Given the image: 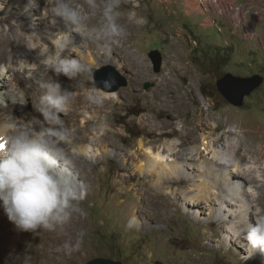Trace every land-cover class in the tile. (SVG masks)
Wrapping results in <instances>:
<instances>
[{
  "label": "rangeland",
  "instance_id": "rangeland-1",
  "mask_svg": "<svg viewBox=\"0 0 264 264\" xmlns=\"http://www.w3.org/2000/svg\"><path fill=\"white\" fill-rule=\"evenodd\" d=\"M42 1V5L45 4L49 8L48 0ZM220 1L223 7L226 3H235V0ZM256 1L264 0L237 2L240 6L247 3L253 6L257 5ZM199 2L121 0L118 23L123 29V36L120 44L106 46L103 41L97 40L104 50L100 53L83 51L84 55L90 54L95 61H87V66L92 69L91 74L78 76L81 81H70L63 75L58 77L62 87L73 92H78L82 88V81H87L88 85L83 89L86 96L93 88L102 95L106 92L121 91L120 98L112 107L104 99L105 107H101L103 111L99 120L92 118L91 127L86 130L88 133L108 126L117 134L116 137H111V142L118 148L134 150L136 142L143 138L153 142L155 146L174 141L178 145V151H182L196 144L192 142L191 136H186L184 132L194 129L198 119H208L210 123L215 121L219 125L215 136L229 130L226 126L227 120L229 126H241L245 131L244 135L240 136L242 147L250 146L254 150L252 147L256 148L260 139L264 140V49L260 48L262 44L257 45L256 40H252L251 46L250 43L239 41L236 37L239 34L230 36L226 23L216 20L215 16H219L218 7L212 4L210 11H207ZM242 9L246 7H241L240 10ZM228 17L227 13L225 18ZM91 19L88 25L90 28L98 26L101 17L97 14ZM240 20H247V13H240ZM259 20L260 18L255 20V26L259 25ZM212 23H216L220 28L219 34ZM4 27L5 23L0 22V33ZM8 48L11 46L3 48L0 44V50ZM152 50L160 52L162 56L158 73L153 71L148 58V53ZM104 51H109L115 62H107ZM73 54V57L79 59L77 53ZM256 54L258 57L255 59L253 56ZM107 65L114 67L119 78H115L112 73H101V82L109 78H113L115 84L120 80L125 82L124 86L115 91L105 89L102 83V86L98 87L93 79L94 71ZM134 72L139 76L136 77L137 84L130 81L131 77H135ZM226 73L239 77L257 74L263 77V82L258 89L244 98L242 107H235L226 101L215 85ZM53 79H57L54 73ZM162 80L163 83L171 81L172 87L183 94V109L167 105L166 101L171 100L173 90L160 85ZM146 84H150L147 89L144 88ZM202 124L198 127L199 132L212 133L209 125ZM132 145L134 147H131ZM89 167L92 188L88 197L80 204L86 213L89 233L83 242L85 251L77 264H85L93 258L113 259L122 264H240L233 255L224 250L218 251L208 247L207 236L203 234L206 227L185 216L181 200L174 193L184 190L187 193L186 187H177L173 182L166 185L167 189L160 190L161 196L158 195L155 208H151L148 203L144 204L136 195L138 206L143 209L147 207L144 210L154 214L153 225L158 231H129L126 228L129 222H122L124 213L117 203L121 200L129 203L135 193L134 189L130 191L131 185L137 183V188H140V184L146 179L137 175L131 180H127L126 176L122 177L123 174L132 173L135 167L130 161L126 164L121 157H107ZM133 173L138 174L135 171ZM168 215H171L172 219L163 220ZM212 226L208 228H214V225Z\"/></svg>",
  "mask_w": 264,
  "mask_h": 264
},
{
  "label": "bare ground",
  "instance_id": "bare-ground-1",
  "mask_svg": "<svg viewBox=\"0 0 264 264\" xmlns=\"http://www.w3.org/2000/svg\"><path fill=\"white\" fill-rule=\"evenodd\" d=\"M199 1L203 4L204 10L210 11L213 6L211 3L206 0ZM43 2L39 0V8L31 9L28 7V0H0V22L5 23L4 30L0 33V44L3 48L11 46L0 50V94L11 96L22 91L27 101L23 106L13 105L9 101L8 107L0 108V112L12 113L21 119V123L29 120L28 122L36 127L40 126L39 120L31 119L35 116L42 119L33 108V102H37L43 94L39 84L43 80L53 79V72L40 64L43 59L40 50L48 48L50 52H54L50 38H53L57 31L68 30L61 18L50 15L49 8L45 4L42 5ZM73 2L85 4L84 0H73ZM85 5L84 7H87ZM72 36L77 46L76 56L79 55V60L86 66L87 61L92 63L93 57L90 54L84 55L83 51L100 53L104 50L97 40L89 37L87 32L83 36L77 33H73ZM104 52L107 62H115L109 51ZM63 55H68L67 51ZM93 62L95 63L94 60ZM133 75L135 77H131L130 81L137 84L136 77L139 76L136 72ZM77 80L81 81L78 77L74 81ZM172 84L171 81L163 83V80L160 84L173 90L171 100L166 101L167 105L183 109L185 106L183 94L175 90ZM80 85L82 88L78 92L72 91L75 99L70 110L66 115L61 114V116L65 126L72 130L70 143L65 145L66 150L70 153H80L75 159L74 171L87 187L85 199L92 188L89 166L107 157H121L126 164L130 161L135 167L134 171L138 173L135 174L133 171L123 174L122 177L126 176L127 180H131L137 175L146 179L140 184V188H137V183L131 185L130 191L134 189L135 193L129 203L123 200L117 203L118 208L120 210L122 208L124 213L122 222L127 220L129 222L127 230L150 233L158 231L153 225L154 214L145 211L147 207L143 209L138 206L135 201L136 195L144 204L148 203L151 208L153 206L155 208L158 195L161 196L160 190L173 182L177 187L188 189L187 193L184 192L186 190H176L174 194L181 200L185 216L194 223L206 227L203 234L207 236L208 247L218 251L224 250L233 255L240 264H264V257L259 253L250 259L244 258L247 248L244 229L257 210L264 213L263 138L256 148L252 147L254 149L252 150L250 146L241 145L240 136L245 132L241 126H229L227 120L226 126L229 130H225L220 136H215L218 123L215 121L210 123L208 119L204 121L198 119L194 129L184 132L186 136H191L192 142L196 143L187 149L178 151V145L174 141L163 143L165 144L163 146H155L153 142L141 138L135 144L136 149L121 147L125 149L123 150L111 142V137L117 136L112 128L104 126L94 132L86 131L91 127L92 118L99 120L103 111L101 107H105V104L91 103L83 91L88 82L82 81ZM120 92L103 93L107 103L111 104L110 107L116 104ZM205 104L207 105L206 102ZM209 119L213 121L212 118ZM202 123L209 125L212 133L199 132L198 127L203 125ZM150 128L153 129L152 126ZM164 193L168 194V192ZM84 200L79 203V207ZM81 210L82 214H75L63 233L42 229H38L35 233L21 231L0 210V264H77L79 257L85 251L83 242L89 233L86 213L82 208ZM168 219L171 220L172 216L163 218V220ZM212 225L214 228H208ZM80 233H83V237L78 250L70 254L56 251L66 239L75 240Z\"/></svg>",
  "mask_w": 264,
  "mask_h": 264
},
{
  "label": "clouds",
  "instance_id": "clouds-1",
  "mask_svg": "<svg viewBox=\"0 0 264 264\" xmlns=\"http://www.w3.org/2000/svg\"><path fill=\"white\" fill-rule=\"evenodd\" d=\"M49 13L59 17L68 28L57 31L51 39L54 52L48 48L40 50L43 64L57 79L43 80L39 87L43 94L33 108L42 119L40 126L25 121L12 113L0 112V210L15 227L21 231L35 233L38 229L63 233L75 214H82L79 203L87 194V187L76 175L75 159L79 152H69L65 145L70 143L72 130L65 126L61 114H67L75 94L62 87L58 77L75 80L92 69L73 57L76 44L72 34L103 41L106 46H118L123 29L118 23L121 15V0H84L87 5L73 3V0H48ZM28 7L39 8V0H28ZM101 17L98 26L89 28L93 16ZM67 51L68 55H63ZM105 89L113 87L115 80L101 82ZM87 99L102 104L104 96L91 89ZM21 106L27 103L22 91L14 95L0 94V108L8 102ZM254 221V222H253ZM131 224V221H130ZM83 233L75 240L68 238L56 251L71 253L78 250ZM247 242L245 259L257 253L264 257V213L257 210L244 229Z\"/></svg>",
  "mask_w": 264,
  "mask_h": 264
},
{
  "label": "water",
  "instance_id": "water-1",
  "mask_svg": "<svg viewBox=\"0 0 264 264\" xmlns=\"http://www.w3.org/2000/svg\"><path fill=\"white\" fill-rule=\"evenodd\" d=\"M148 58L151 61L153 71L158 73L162 65V56L160 52L152 50L148 53ZM101 73H112L115 78H119L118 73L115 71L114 67L107 65L99 70L94 71L93 79L96 85L101 87V80L99 75ZM263 82V77L259 75H252L249 77H239L231 73H226L215 83L218 92L235 107H242L244 98L249 96L253 91L258 89ZM124 80H120L110 91H115L119 87L124 86ZM150 84L144 86L145 89L149 88ZM85 264H122L120 261H115L108 258H93L87 261Z\"/></svg>",
  "mask_w": 264,
  "mask_h": 264
},
{
  "label": "built area",
  "instance_id": "built-area-1",
  "mask_svg": "<svg viewBox=\"0 0 264 264\" xmlns=\"http://www.w3.org/2000/svg\"><path fill=\"white\" fill-rule=\"evenodd\" d=\"M208 2L218 7L219 16H215L217 18L216 20H220L221 22L226 23L230 36H236V34H239L238 36H236L239 38V41H245L246 43H250L252 46V40H256V33L254 32L256 23L255 20L261 18V15L264 12V1H256L257 5L253 6L250 3L240 6L236 5V3H234L233 1V4L227 5L226 3L224 7L221 5L220 0H208ZM241 7H246V9H242L241 11ZM227 13L229 17L225 18V15ZM240 13H247V20H240ZM212 24L219 34L220 28L218 27V25L216 23ZM260 48L264 49V44H262V47Z\"/></svg>",
  "mask_w": 264,
  "mask_h": 264
},
{
  "label": "crops",
  "instance_id": "crops-1",
  "mask_svg": "<svg viewBox=\"0 0 264 264\" xmlns=\"http://www.w3.org/2000/svg\"><path fill=\"white\" fill-rule=\"evenodd\" d=\"M238 0H236V5H239V2H237ZM254 32L256 33V41L255 44L258 45L259 44H264V14L261 16L260 20H259V25L257 24L254 28ZM257 48V47H256ZM253 57H258V54L254 55Z\"/></svg>",
  "mask_w": 264,
  "mask_h": 264
}]
</instances>
